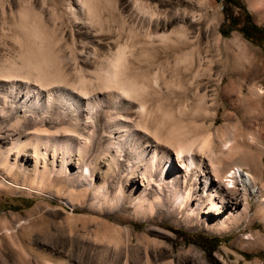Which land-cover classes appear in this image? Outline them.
Listing matches in <instances>:
<instances>
[{
    "label": "rangeland",
    "instance_id": "obj_1",
    "mask_svg": "<svg viewBox=\"0 0 264 264\" xmlns=\"http://www.w3.org/2000/svg\"><path fill=\"white\" fill-rule=\"evenodd\" d=\"M262 1L225 5L219 0H0V65L20 64L38 49L41 68L62 71L66 79L54 82L55 95L50 93L53 86L43 91L34 111L48 119L55 107L76 122L72 101L82 94L85 109L80 120L87 122L102 109L127 113L130 108L127 99L132 97L98 85L93 77L123 50L120 70L144 76L149 83L158 74L157 86L142 90L150 122L162 131L175 126L187 134L204 132L203 122H211L208 128L215 133L218 151L227 124L239 121L237 133L246 136L255 129V118L264 120V110L259 111L264 108V30L256 40L241 32L237 22L246 11L250 21L264 27ZM227 15L235 19L231 22ZM78 74L88 79L83 90L78 89ZM30 77L23 87L35 86ZM254 87L260 90L261 102L256 103L251 93ZM5 88L0 91L9 98L0 115V130L12 123L11 104L17 100L15 86ZM241 146L245 154L234 152L227 164L241 165L263 183L264 134L254 133ZM65 177L50 183L56 192L45 195L10 190L0 178V264H166L169 258L172 264H264V240L246 238L257 232L264 239L254 193L246 195L247 216L218 233L170 216L151 222L139 219L129 207L113 213L122 217L118 220L94 210L89 196L74 195L71 191H81L82 182ZM26 179L19 173V182ZM105 221L116 222L119 230ZM106 228L118 243L96 239L95 233ZM190 247L198 253L187 251Z\"/></svg>",
    "mask_w": 264,
    "mask_h": 264
},
{
    "label": "bare ground",
    "instance_id": "obj_2",
    "mask_svg": "<svg viewBox=\"0 0 264 264\" xmlns=\"http://www.w3.org/2000/svg\"><path fill=\"white\" fill-rule=\"evenodd\" d=\"M82 2L88 3V0ZM33 50L32 58L28 56L20 64L0 65V88L15 86L17 89V100L13 99L14 105L11 104L14 119L0 130V178L10 190L54 194L56 191L50 189L49 184L63 180L62 175H65L69 182H82L81 191L71 192L81 194L80 197L89 196L91 207L100 213L114 215L115 211L129 207L139 219L151 222L157 216H170L189 225L199 223L218 233L247 216L250 207L246 195L254 193L257 196L256 216L264 223V182L258 184L255 174L241 165L227 164L234 152L245 154L241 145L253 139L254 133L264 134L263 119L255 118L252 121L255 129L246 136L237 133L239 121L227 124L224 136L219 137L218 151L213 145L215 133L208 128L211 122H203L205 131L195 134H187L175 126L159 130L156 122H150V109L146 105V94L142 92L147 85L157 86L158 74L155 73L149 83L144 76L139 78L120 70L123 50L113 57L105 70L95 72L93 77L98 85L115 88L133 98L127 99L131 101L127 113L123 109L105 113L106 108L91 116L92 120L82 121L85 97L75 94L77 98L72 104L78 115L76 122L68 121L55 107L45 119L34 111L38 107L36 99L42 100L43 91L50 90L55 81L66 77L62 71L42 69L38 49ZM25 76H33L35 86L23 87L27 81ZM76 80L77 88L85 89L86 76L78 74ZM56 83L51 88L53 95ZM259 91L251 88L256 103L261 102ZM4 94L0 91V115L7 110L5 98L9 97ZM60 95L55 96V100ZM29 110L36 115L31 116ZM243 117L240 121H247ZM60 129L66 131L60 132ZM19 173L27 178L26 181L17 180ZM238 179L242 187H238ZM114 217L122 220L117 214ZM104 225L119 230L116 222L105 221ZM109 233L106 228L95 236L102 242L116 243L117 237ZM246 238L248 241L264 240L257 232L248 233ZM187 251L193 249L190 247ZM171 261L169 258L165 263L172 264Z\"/></svg>",
    "mask_w": 264,
    "mask_h": 264
},
{
    "label": "flooded vegetation",
    "instance_id": "obj_3",
    "mask_svg": "<svg viewBox=\"0 0 264 264\" xmlns=\"http://www.w3.org/2000/svg\"><path fill=\"white\" fill-rule=\"evenodd\" d=\"M225 5H235L236 0H219ZM242 19H237L241 32H245L248 37L259 39L262 37V30L256 28L248 18H245L244 13L241 15Z\"/></svg>",
    "mask_w": 264,
    "mask_h": 264
},
{
    "label": "trees",
    "instance_id": "obj_4",
    "mask_svg": "<svg viewBox=\"0 0 264 264\" xmlns=\"http://www.w3.org/2000/svg\"><path fill=\"white\" fill-rule=\"evenodd\" d=\"M244 16H245V18H248V19H249V15H248V13H247L246 11H244ZM226 17H228V18H229V21H231V22H232V19H235L234 16H230V15H227ZM241 19H242V17H241ZM250 22H252V21H250ZM252 24H253L256 28L262 30V32H263L264 27H261L260 25H257V24L254 23V22H252ZM240 28H241V27H240ZM0 206H1V203H0ZM9 206H11V205L9 204ZM15 208H17V207H15ZM216 244H217V243H216ZM216 244H215V245H216ZM215 245H214V246H215Z\"/></svg>",
    "mask_w": 264,
    "mask_h": 264
}]
</instances>
